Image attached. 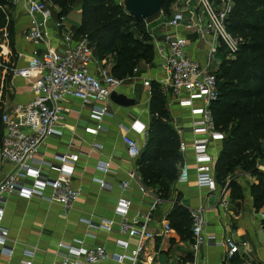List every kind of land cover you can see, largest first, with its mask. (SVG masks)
<instances>
[{
	"label": "built area",
	"instance_id": "2783aa9c",
	"mask_svg": "<svg viewBox=\"0 0 264 264\" xmlns=\"http://www.w3.org/2000/svg\"><path fill=\"white\" fill-rule=\"evenodd\" d=\"M0 11L5 17V27L0 30V59L10 57L7 27L8 6L21 5L30 19V27L26 40L30 43H40L44 46L42 54L34 53L27 66L21 69L4 68L13 77L24 80L35 79L34 99L25 105H17L1 115L4 128L0 146V164L10 166V172L0 180V222L4 216V206L11 196L31 200H45L50 204H58L64 210H70L80 196V189L71 185L74 166L78 155L63 154L56 158L58 167L53 168L54 176H45L36 169L35 158L39 148L50 138L60 137L63 120V104L67 99L81 102L83 105L103 103L99 110L92 113V119L98 123L91 133L100 129L103 117L108 116L111 105L110 97L122 87L125 81L115 80L110 75V68H99L97 74H91L89 68L94 60L93 48L87 37L75 40L72 23L64 18L54 22L55 30L60 33L65 50L55 52L49 47V36L45 32L46 23L52 20L49 0H0ZM7 4V5H6ZM233 8V0H176L170 7V16L157 21V26L148 27L156 60L164 78L159 84L162 95L170 104L189 111L190 138L186 141L177 130L180 140L179 152L183 163L179 169L176 184H186L190 179V166L186 156L192 157L195 173V184L199 190L208 193L216 192L218 186L214 176V166L217 156L209 153L210 146H217L224 135L217 131L211 108L219 97L217 74L223 62L222 48L227 51L228 59L232 58L239 48V41L227 30V20ZM36 16H41L43 22L38 23ZM151 26V25H150ZM150 68L152 63H144ZM2 66V65H1ZM136 69L134 70V72ZM150 81L144 86L150 88ZM131 129L140 130L138 124ZM180 135V136H179ZM126 154L134 162L139 158L141 149L129 136L122 137ZM98 147V146H96ZM258 171L264 173V160L257 163ZM99 170L106 174L108 163H101ZM135 182L141 194L148 191L141 184L137 168L129 174V180L120 184L119 189L126 192L130 183ZM104 189L103 181H97ZM221 189L224 196L228 192V183ZM49 196H45L46 191ZM151 211L162 201L154 197ZM131 202L121 199L116 208L119 217L117 224L120 236L135 239L137 246L130 250L127 241L117 242L121 249L118 254L109 256L102 247L87 248L80 240H72L67 253L60 264H101L108 260L114 264H138L143 253L142 242L151 240L149 233V215L138 214L129 217ZM262 217V216H261ZM191 235L193 248L222 246L227 251V258H233L240 253L246 244H237L232 238L217 242L213 236L203 233L205 221L203 209L190 212ZM89 230L111 232L115 224L112 221L101 220L99 224L80 220ZM165 232H170L168 225ZM0 245L6 256L12 255V250L5 245V234L0 229ZM249 253V252H248ZM32 256V253H27ZM180 264H197L196 261Z\"/></svg>",
	"mask_w": 264,
	"mask_h": 264
},
{
	"label": "crops",
	"instance_id": "0c3cea01",
	"mask_svg": "<svg viewBox=\"0 0 264 264\" xmlns=\"http://www.w3.org/2000/svg\"><path fill=\"white\" fill-rule=\"evenodd\" d=\"M50 10L52 20L46 23L45 28L49 36V47L55 52H63V40L54 28V22L58 20L55 15L57 11L52 7ZM6 13L10 57L0 59L1 115L17 105L30 103L35 97V79L13 77L4 68H25L34 53L42 54L45 50L42 44L30 43L25 38L30 19L24 7L8 6ZM35 19L38 23L43 22L41 16H36ZM156 26L151 25L149 29ZM71 28L75 33V40H80L76 35L78 27L72 24ZM94 60L96 62L89 68L91 74H97L99 68H110V64ZM163 78L156 57L150 68L140 63L133 76L115 91L122 98L119 99L120 104L111 101L108 116L103 117L96 134L91 133L98 126L92 119V113L104 104L89 106L73 99L65 100L60 128L62 135L48 139L39 148L34 166L43 175L54 176L52 169L58 167L57 156L78 155L71 185L80 189V196L70 210L37 198H8L0 229L5 234L4 246L12 250V255L6 256L0 245V264H60L72 240L82 241L87 248L102 247L109 256L121 252L117 246L119 241L128 240L130 250H134L137 241L122 237L118 233L119 217L116 215V208L121 199L131 202L130 218L137 214H150L148 231L153 238L142 242L143 253L138 264H180L192 261L197 264H264V210L258 212L253 207L250 196L253 179L248 175L238 174L237 177L243 190V199L240 201H231L229 191L223 196L219 187L214 193L199 190L195 184L193 160L188 154L185 158L190 166L189 181L186 184L175 182L171 187L170 199L162 201L152 211L154 197L158 198L154 190L145 188L148 195L141 194L135 182L130 183L126 192L119 189L121 183L129 180V174L136 166L126 154L122 137L127 135L140 149L144 147L150 123L151 88L145 87L144 82L150 81V84L159 85L157 80ZM167 109L173 128L176 132L179 130L181 136L188 141V127L191 122L189 111L168 101ZM135 123L140 126V130L131 129ZM219 150L220 143L210 146L209 153L216 156ZM101 163L109 164L106 174L99 170ZM10 170L9 165L0 164V180ZM97 181H103L106 188L103 189ZM49 195L50 191L47 190L45 196ZM174 206L186 210L189 217L191 211L202 208L205 221L203 233L206 236H213L217 242L232 238L239 245L246 244V247L241 248L240 253L233 258H227V251L222 246L203 245L195 252L193 242L183 240L169 225L168 218ZM82 219L94 225L101 220L112 221L115 226L111 232L89 230L80 221ZM166 225L170 232H165ZM101 264L114 263L106 260Z\"/></svg>",
	"mask_w": 264,
	"mask_h": 264
},
{
	"label": "trees",
	"instance_id": "16d2710c",
	"mask_svg": "<svg viewBox=\"0 0 264 264\" xmlns=\"http://www.w3.org/2000/svg\"><path fill=\"white\" fill-rule=\"evenodd\" d=\"M175 1H163V16H170V7ZM49 2L57 11L58 20L65 19L71 11L82 12V25L76 35L87 37L94 58L110 64V75L115 80L131 78L140 63H154L155 54L147 25L128 16L121 0ZM0 5L5 3L0 2ZM5 24L0 11V30ZM227 30L239 41V48L230 59L225 49L221 51L223 62L217 74L219 97L211 112L215 128L224 135V139L220 143L214 176L219 188L228 183L231 201L243 199V190L237 182L238 174L251 177L253 207L261 212L264 210V173L258 171L256 165L264 160V0H233ZM149 113L145 145L135 165L141 184L154 190L161 201H168L183 158L166 98L159 85L154 83L150 88ZM3 131L0 120V146ZM168 221L183 240L193 242L191 220L186 210L174 206Z\"/></svg>",
	"mask_w": 264,
	"mask_h": 264
},
{
	"label": "water",
	"instance_id": "95a60500",
	"mask_svg": "<svg viewBox=\"0 0 264 264\" xmlns=\"http://www.w3.org/2000/svg\"><path fill=\"white\" fill-rule=\"evenodd\" d=\"M164 0H121V6L125 13L135 19L143 21L147 26L157 22L162 16V5ZM82 12L74 10L67 14L65 20L80 27L82 25ZM122 99L113 93L110 100L120 104Z\"/></svg>",
	"mask_w": 264,
	"mask_h": 264
},
{
	"label": "rangeland",
	"instance_id": "374dc122",
	"mask_svg": "<svg viewBox=\"0 0 264 264\" xmlns=\"http://www.w3.org/2000/svg\"><path fill=\"white\" fill-rule=\"evenodd\" d=\"M156 23H157V22L153 23V24H152V26H155V25H157Z\"/></svg>",
	"mask_w": 264,
	"mask_h": 264
}]
</instances>
